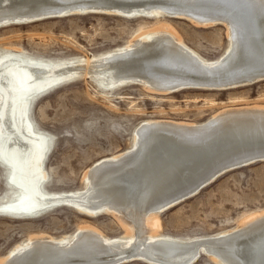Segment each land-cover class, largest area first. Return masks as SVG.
Segmentation results:
<instances>
[{
	"label": "bare ground",
	"instance_id": "1",
	"mask_svg": "<svg viewBox=\"0 0 264 264\" xmlns=\"http://www.w3.org/2000/svg\"><path fill=\"white\" fill-rule=\"evenodd\" d=\"M178 16L227 28L219 58L205 60L168 23L141 29L126 44L89 60L0 56V163L16 198L0 206L32 213L67 204L85 215L106 211L132 236L108 237L90 225L70 238L33 235L0 264H191L202 254L218 264H264V211L214 235L159 234L161 213L225 172L264 160V105L221 109L200 123L153 119L133 132L129 149L99 159L83 173L84 187L42 190L48 136L34 129L31 99L88 75L106 90L141 83L151 91L230 89L264 79V0H0V27L71 14ZM33 97V98H32Z\"/></svg>",
	"mask_w": 264,
	"mask_h": 264
},
{
	"label": "rangeland",
	"instance_id": "2",
	"mask_svg": "<svg viewBox=\"0 0 264 264\" xmlns=\"http://www.w3.org/2000/svg\"><path fill=\"white\" fill-rule=\"evenodd\" d=\"M163 22L205 60L219 58L227 47V28L221 23L195 25L186 18L164 14L125 17L84 13L1 26L0 56L13 51L40 60L86 61L126 45L141 29ZM156 92L141 83L106 90L84 75L32 97L29 118L34 129L46 133L49 140L42 190L60 193L82 189L84 171L101 158L129 149L134 129L141 122L167 119L200 123L224 108L264 105V79L230 89ZM16 193L0 166V206L13 201ZM262 211L264 160L229 170L193 196L157 213L158 233L181 238L214 235ZM85 225L108 237L132 236L106 211L88 216L67 204L28 214L0 210V259L30 236L70 238ZM120 264L149 263L131 260ZM192 264L218 263L202 254Z\"/></svg>",
	"mask_w": 264,
	"mask_h": 264
},
{
	"label": "water",
	"instance_id": "3",
	"mask_svg": "<svg viewBox=\"0 0 264 264\" xmlns=\"http://www.w3.org/2000/svg\"><path fill=\"white\" fill-rule=\"evenodd\" d=\"M0 166H2V164L0 163ZM2 168L4 169V172H5V179L7 181V173H6V170H5V167L2 166ZM192 264V263H191Z\"/></svg>",
	"mask_w": 264,
	"mask_h": 264
}]
</instances>
